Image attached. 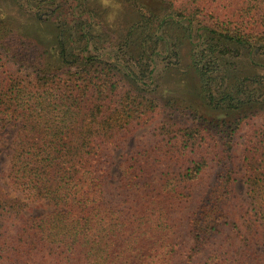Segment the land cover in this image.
I'll use <instances>...</instances> for the list:
<instances>
[{
	"label": "trees",
	"instance_id": "16d2710c",
	"mask_svg": "<svg viewBox=\"0 0 264 264\" xmlns=\"http://www.w3.org/2000/svg\"><path fill=\"white\" fill-rule=\"evenodd\" d=\"M255 1L243 9L255 10V23L246 26L241 16L237 27L220 28L222 36L264 41V3ZM4 52L0 44V119L21 128L9 176L25 198L0 188V264H264L226 212L242 121L231 91L204 94L200 111L171 104L156 140L132 152L114 191L112 151L134 126L151 121L158 99L117 91L115 67L97 57H89L94 67L86 73L69 64L62 75L38 69L31 75L10 69L9 61L19 63ZM243 164L253 213L264 225V128ZM31 201H47L53 210L26 215Z\"/></svg>",
	"mask_w": 264,
	"mask_h": 264
},
{
	"label": "rangeland",
	"instance_id": "374dc122",
	"mask_svg": "<svg viewBox=\"0 0 264 264\" xmlns=\"http://www.w3.org/2000/svg\"><path fill=\"white\" fill-rule=\"evenodd\" d=\"M134 1L140 6H135ZM254 2L0 0V44L4 53L14 57L11 61L20 64L9 61L12 70L35 75L38 69L62 75L69 64H74L73 69L84 67L86 73L94 67L89 57H97L115 67L120 80L117 91H145L158 99L160 109L151 121L134 126L123 139V146L112 151L110 185L114 191L122 184L123 170L132 152L156 140L155 128L171 117V104L200 111L205 109L204 94L219 98L224 91H231L229 98L237 103L242 121L233 140L234 192L226 212L228 219L236 222L264 254V225L253 213L243 164L246 147L264 128V41L237 42L221 33L224 27H237L241 16L246 26L253 25L258 14L254 9L250 14L243 9L251 8ZM260 18L263 24L264 16ZM263 25L257 27L261 30ZM61 47L65 49L63 55L59 54ZM20 130L19 123L0 119V188L9 197L25 198L9 176ZM213 174L212 170L206 178ZM195 205L194 202L192 207ZM30 206L26 215L53 210L47 201H31ZM224 236L219 235L218 244Z\"/></svg>",
	"mask_w": 264,
	"mask_h": 264
}]
</instances>
